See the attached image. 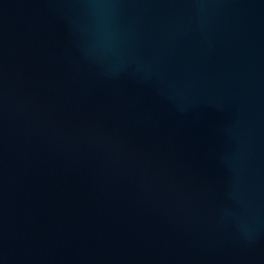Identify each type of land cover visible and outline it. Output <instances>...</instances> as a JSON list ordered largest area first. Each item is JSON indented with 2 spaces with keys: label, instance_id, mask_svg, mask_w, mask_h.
<instances>
[{
  "label": "water",
  "instance_id": "95a60500",
  "mask_svg": "<svg viewBox=\"0 0 264 264\" xmlns=\"http://www.w3.org/2000/svg\"><path fill=\"white\" fill-rule=\"evenodd\" d=\"M0 264H264V0H0Z\"/></svg>",
  "mask_w": 264,
  "mask_h": 264
}]
</instances>
